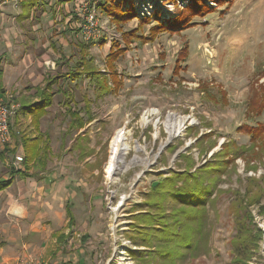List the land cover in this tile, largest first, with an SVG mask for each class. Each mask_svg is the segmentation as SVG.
Segmentation results:
<instances>
[{
	"label": "rangeland",
	"instance_id": "1",
	"mask_svg": "<svg viewBox=\"0 0 264 264\" xmlns=\"http://www.w3.org/2000/svg\"><path fill=\"white\" fill-rule=\"evenodd\" d=\"M148 1L134 0L135 10L141 9L137 18L148 16L155 7L164 21L175 16L187 3V0ZM98 2L0 0V70L5 72V89L11 93L25 87L30 92L32 84L42 82L45 73L64 72L75 64L79 59L77 43L85 38L81 29L75 33L68 29L69 26L78 29L74 14L79 16V28L85 16L93 15L95 35L86 40L94 44L89 50L94 64L106 72L104 57L111 40L120 41L121 32L134 28L137 21L133 19L118 31L96 9ZM206 2L211 5V11L193 17L195 23L186 29L162 32L152 40L136 39L131 43L115 62L123 80L118 91L95 100L87 78L76 82L59 80V86L71 87L77 108L83 107L86 98L92 101L94 119L81 130H85V135L77 139L88 152L86 159L79 160H75L76 148H71L70 142L76 133L72 131L62 138L67 117L60 94L54 97L45 116L47 120L42 123L41 127L47 129L52 139L57 171L64 173L67 166L71 170L68 178L73 195L68 202L75 221L58 256H50L55 246L49 242L53 239L50 234L42 243L43 248L39 246L36 251V258L48 264L64 257L78 260V264H133L126 248L135 250V247L123 234L130 222L132 206L143 199L152 181L167 176L169 169L185 167L186 161L178 158L179 153L190 148L189 154L195 166H199L221 149L223 142L232 140L242 148L241 155L218 178L217 187L221 192L214 208L208 211L212 221L210 251L185 264H230L234 211L241 201L263 230L252 264H264V216L258 214L257 204H250L257 195H260L259 204H264V148L261 145L264 135L253 145L242 129L245 125L264 122V111L254 116L248 107L264 89V0H223L215 7L213 2ZM151 24L145 25L142 38L148 36ZM101 39L105 40L103 44L99 43ZM3 46L8 48L3 51ZM120 46H124L121 41ZM71 53L74 55L68 62L57 63ZM46 60L54 62L53 68L46 67ZM7 102L16 104L9 99ZM17 109L10 119L12 141L6 143L8 148H12L18 135H29L32 131L25 117H17L18 121L13 123ZM52 116L55 117L51 120ZM121 127L128 149L108 174L109 144ZM205 135H210L209 139ZM199 137L198 144H194ZM62 139L68 150L58 148ZM214 142L215 146L210 148ZM202 149L205 151L200 152ZM14 155L8 152L7 161L0 162V176L6 174ZM44 190L41 194V189L33 188L29 196L34 201L38 198L40 205L31 204V212L37 213L35 207L47 209L58 220L56 211H64V189L53 194V198ZM55 199L58 203L53 207ZM66 217L63 212L62 219ZM48 218L44 223L52 221L51 216ZM84 234L87 238L81 241Z\"/></svg>",
	"mask_w": 264,
	"mask_h": 264
},
{
	"label": "trees",
	"instance_id": "2",
	"mask_svg": "<svg viewBox=\"0 0 264 264\" xmlns=\"http://www.w3.org/2000/svg\"><path fill=\"white\" fill-rule=\"evenodd\" d=\"M170 1L176 3V0ZM209 1L213 2L214 7L223 2V0ZM35 3L37 4V2ZM35 3L32 5L35 6ZM210 6L206 0H187L186 5L175 16L161 21L158 8L154 7L148 16L137 18L134 0H99L96 9L102 16L108 17L118 31H122V27L133 19L137 21L136 26L121 32L120 41L123 43V47L120 46L119 40H111L108 52L104 57L106 72L101 71L94 64V58L89 53L94 44L85 39V41L77 43L79 59L71 68L64 72H47L42 84L33 86L29 96L17 98L16 101L20 103L21 108L31 116L30 124L36 133L34 136L20 134L15 139V144L21 145L22 148L21 166L15 167L13 163L9 164L6 176H0V191L7 188L16 176L22 179L29 176V169L37 173L46 168L51 149L48 134L40 131V119L47 113V108L52 105L53 96L56 93L61 94L64 98L63 104L66 106L64 109V116L67 117L65 134L72 131L79 133L94 119L90 108L92 101L86 98L82 108L70 105V102L76 104L71 93L72 89L69 86H59L60 79L76 82L82 77L87 78L92 85L95 100L101 99L107 93L118 91L123 80L120 73L117 72L115 62L124 55L134 40H152L162 32L171 33L186 29L195 23L192 21L193 17L203 16L210 12ZM72 17L73 21L77 22L78 29L76 26H69L68 29L74 30L75 33L80 30L79 16L74 14ZM150 22L152 24L147 29L148 36L142 38L144 27ZM104 41L101 39L99 43L103 44ZM73 55L74 53H71L66 58L62 56L57 63L59 64L63 60L68 62ZM210 95L208 94V97ZM33 97H36L37 100L31 102ZM248 107L249 112L254 116H258L264 111V89ZM82 111L84 114H81ZM242 129L249 136V143L254 145L264 135V122L245 125ZM204 137L209 139L210 135ZM199 139L200 137L194 144H198ZM73 144L78 149L81 148L78 158H86L88 152L85 148H82L83 146L78 141ZM261 145L264 148V140ZM2 146L1 160L8 152L15 154V147L8 148L7 144ZM214 146L215 142L209 145L210 148ZM241 149L234 141L227 140L226 143H222L221 149L215 151L199 166H195V162L189 154L190 148H187L186 152L178 154V158L186 161L184 168L169 169L167 176L161 174L163 177L152 181L149 190L144 192L143 199L132 206V210H130L132 214L129 215L130 222L127 223V229L123 232L131 246L135 247V250H131L130 247L126 248L133 264H185L210 251L212 221L208 211L214 208L218 194L221 192L217 187L221 174L227 171L228 164L234 158L241 155ZM203 151L205 149L200 152ZM259 199L260 195L254 196L250 200V204H257L258 214L264 216V204H259ZM244 205L245 203L241 201L234 211L235 232L229 240L231 245L230 264H252L263 236V230L253 221V216ZM65 213L68 218L69 232L57 235V242L61 243L70 236L75 221L68 201L65 203ZM86 238L87 234H84L81 236V241H85ZM59 264L70 263L60 262Z\"/></svg>",
	"mask_w": 264,
	"mask_h": 264
},
{
	"label": "crops",
	"instance_id": "3",
	"mask_svg": "<svg viewBox=\"0 0 264 264\" xmlns=\"http://www.w3.org/2000/svg\"><path fill=\"white\" fill-rule=\"evenodd\" d=\"M3 47H4L3 51H5V49L8 48L6 46H3ZM4 78H5V72L4 70H0V98L6 102L9 99V101L11 100L15 102L16 104H18V109H17L18 113H17V116H15L13 123L18 121L17 117H19V119L20 117H25L26 118L25 121L27 120V122L30 123L31 116L29 115L27 111L21 108L20 103L16 100L17 98L20 99L24 96H29L31 94V90L30 92H28L27 89L24 87L22 89H17L16 92L9 93L5 89ZM41 84L42 82H40L39 80L37 83H34L32 85L36 86V85H41ZM56 94H60V93H56ZM56 94L53 96V102H54V97L56 96ZM35 100H37V98L33 97L31 99V102ZM63 102H64V98H63L62 104ZM71 104L75 105L73 104V102H70V105ZM63 105L65 106V104ZM83 106H84V103H83ZM78 108H81V107H78ZM49 109H51L50 106L47 108V113L49 112ZM46 114L40 119L39 128L41 132H45L49 136L47 129L41 127L43 121L47 120V118H45ZM54 117L55 116H52L51 120ZM31 130L32 131H31V134H29V136H34L36 131L32 125H31ZM81 130L79 131V133L75 134V138H72L70 140L72 144L73 142L74 143L77 142L78 138L85 135V133L81 132ZM16 132H18V130ZM64 134L65 132L63 133L62 138L64 137ZM11 141L12 139L9 142ZM49 141H50L49 143H50V149H51L52 139H50V136H49ZM72 144H71V148H73V146L76 148L75 149V152H76L75 160H79L78 155H79V152H81V148L78 149L74 144L73 145ZM11 147L16 148L15 155L19 153L22 155L21 145H16L15 139ZM1 148H3V146L0 143V151H1ZM58 148H60V150H63V151H65V149L67 150L69 149V147H64V139L60 140V142L58 143ZM56 159L57 157L55 155V152L50 150L49 161L47 163L46 168L43 171L34 173L31 169H29L28 170L29 176L23 179L16 176L13 179L12 183L7 188L0 191V264H18L21 260H25V259H36V260H40L44 262L45 264H48L43 259L36 258L35 255H36V251L38 250L39 246L43 248L42 243H44V240L50 234L53 235V239L49 242L55 243V246L51 248L50 250V256L56 257L58 256V253L62 252V249H63L62 245H64L63 243L67 240V238L62 243L57 242V235L60 233L68 234L69 232V228L67 225L68 218L66 217V220L62 219V213L64 212V215L66 216L65 203L69 200L68 198L71 197V194H72L71 187L73 186L68 178L71 174L70 168L68 166L65 167L64 169L65 172L64 173L60 172L61 173L60 174L57 171V168L55 167ZM3 161L5 162L7 161L6 156L2 160L0 159V162H3ZM77 164L78 163H76V165ZM5 176L6 174L2 175V177H5ZM34 176L36 177L35 180H33ZM29 180H32V182H29ZM34 187L37 189L39 188V190L41 189L42 190L40 191L41 194H43V191H45L44 189H47L49 191V195L51 196L55 194L57 191L60 192V190L64 189V194L62 197L63 199H65V203L63 205L64 211H61V212L56 211L58 215V220L55 218L54 215H52V211L47 210V209L37 210V208L35 207L34 209L37 211V213L33 215V213L31 212L32 211L31 204H35V206L40 205L37 201L38 198L35 199L34 201L29 196V195H32L31 193ZM51 198H53V196ZM57 203L58 202L55 199L52 202L53 207L54 205H57ZM16 206L22 207V213L20 217H15L11 215L12 209ZM49 216H51L52 221H50V223L48 224L44 223V222L49 221V218H48ZM63 227H66V228H63ZM57 229H60V230L57 231ZM60 262H69L70 264L79 263L78 260L75 262L72 259H68L64 257V258H61L60 261L54 260L50 264H59Z\"/></svg>",
	"mask_w": 264,
	"mask_h": 264
},
{
	"label": "built area",
	"instance_id": "4",
	"mask_svg": "<svg viewBox=\"0 0 264 264\" xmlns=\"http://www.w3.org/2000/svg\"><path fill=\"white\" fill-rule=\"evenodd\" d=\"M147 3H150L147 1ZM141 10V9H139ZM139 10H136L138 13ZM96 24L94 22L93 15L90 13L89 15L85 16L83 21L81 22L80 29L81 33L83 34L85 39H91L94 37ZM18 108V104H14L12 102L3 101L0 98V143L6 144L11 140L10 134V119L13 116L14 111ZM22 155L16 154L14 156L13 165L15 167H19L21 164ZM18 264H45L44 262L36 259H25L21 260Z\"/></svg>",
	"mask_w": 264,
	"mask_h": 264
},
{
	"label": "bare ground",
	"instance_id": "5",
	"mask_svg": "<svg viewBox=\"0 0 264 264\" xmlns=\"http://www.w3.org/2000/svg\"><path fill=\"white\" fill-rule=\"evenodd\" d=\"M173 129L171 131L172 133L175 132ZM127 149L128 145L125 143L124 128L121 127L114 132L109 144V156L106 164V173L109 174L117 166V163L122 160L123 154Z\"/></svg>",
	"mask_w": 264,
	"mask_h": 264
},
{
	"label": "water",
	"instance_id": "6",
	"mask_svg": "<svg viewBox=\"0 0 264 264\" xmlns=\"http://www.w3.org/2000/svg\"><path fill=\"white\" fill-rule=\"evenodd\" d=\"M44 63L48 69L53 68L54 62L52 60H46ZM21 213H22V207L21 206H16L11 211V215H13L15 217H20Z\"/></svg>",
	"mask_w": 264,
	"mask_h": 264
}]
</instances>
